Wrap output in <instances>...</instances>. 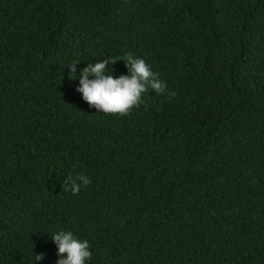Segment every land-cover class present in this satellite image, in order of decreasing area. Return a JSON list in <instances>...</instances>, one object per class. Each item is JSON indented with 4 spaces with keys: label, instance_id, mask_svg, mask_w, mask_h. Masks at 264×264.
Listing matches in <instances>:
<instances>
[{
    "label": "trees",
    "instance_id": "trees-1",
    "mask_svg": "<svg viewBox=\"0 0 264 264\" xmlns=\"http://www.w3.org/2000/svg\"><path fill=\"white\" fill-rule=\"evenodd\" d=\"M128 53L167 87L98 111L79 76ZM59 231L86 264H264V0H0V264Z\"/></svg>",
    "mask_w": 264,
    "mask_h": 264
},
{
    "label": "clouds",
    "instance_id": "clouds-1",
    "mask_svg": "<svg viewBox=\"0 0 264 264\" xmlns=\"http://www.w3.org/2000/svg\"><path fill=\"white\" fill-rule=\"evenodd\" d=\"M118 59L108 57L95 64H89L79 76L80 87L77 91L81 92L83 99L98 111L106 114L127 115L140 104L142 94L149 88L157 93H163L167 85L159 80L158 73H154L144 59L134 58L131 53L123 58L131 73L130 76L121 75L115 78L113 74L106 75V67L115 65ZM76 64L73 63L69 67L70 73H76ZM89 76H93L94 79H89ZM69 179H72L73 183L65 190L70 188L73 194H78L80 191V184L77 181H82L84 185L90 183L89 178L83 175L73 177L69 174ZM64 184H66L65 181ZM52 239L58 245V255L61 257L57 264H86V261L91 258L88 241L74 238L71 232L59 231L52 236ZM42 259H44L43 253L36 254L35 260Z\"/></svg>",
    "mask_w": 264,
    "mask_h": 264
}]
</instances>
